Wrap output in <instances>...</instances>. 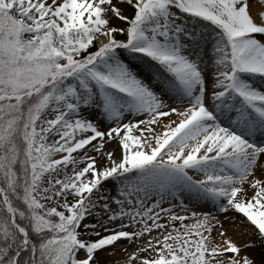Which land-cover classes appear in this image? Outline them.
Segmentation results:
<instances>
[{
  "label": "snow or ice",
  "instance_id": "6c2138e0",
  "mask_svg": "<svg viewBox=\"0 0 264 264\" xmlns=\"http://www.w3.org/2000/svg\"><path fill=\"white\" fill-rule=\"evenodd\" d=\"M0 264H264V0H0Z\"/></svg>",
  "mask_w": 264,
  "mask_h": 264
}]
</instances>
